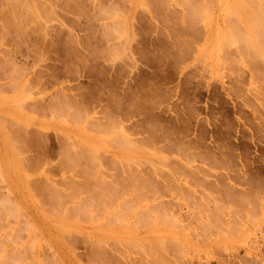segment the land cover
I'll use <instances>...</instances> for the list:
<instances>
[{
  "label": "rangeland",
  "instance_id": "obj_1",
  "mask_svg": "<svg viewBox=\"0 0 264 264\" xmlns=\"http://www.w3.org/2000/svg\"><path fill=\"white\" fill-rule=\"evenodd\" d=\"M86 1L0 0V116L12 119L0 117V264H264V26L253 25L264 17V1L224 0L210 23V0L196 7V0ZM106 6L117 8L112 17ZM198 6L203 16L194 15ZM232 29L247 34L249 44ZM231 34L240 39L234 43ZM104 189L113 200L100 199L99 209ZM103 242L112 254L100 249ZM91 244L106 259L91 257Z\"/></svg>",
  "mask_w": 264,
  "mask_h": 264
},
{
  "label": "bare ground",
  "instance_id": "obj_2",
  "mask_svg": "<svg viewBox=\"0 0 264 264\" xmlns=\"http://www.w3.org/2000/svg\"><path fill=\"white\" fill-rule=\"evenodd\" d=\"M53 1H54V0H53ZM56 1H58V0H56ZM74 1H75V0H74ZM85 1H86V0H85ZM88 1H90V0H87L86 2H88ZM91 1H92V0H91ZM91 1H90V2H91ZM122 1H124V0H122ZM146 1H147V0H146ZM146 1H145V2H146ZM152 1H153V0H151V2H152ZM154 1H155V0H154ZM157 1H158V0H157ZM157 1H156V2H157ZM162 1H163V0H161V2H162ZM164 1H165V0H164ZM170 1H171V0H170ZM176 1H177V0H176ZM179 1H180V0H179ZM179 1H177V2H179ZM185 1H186V0H184L183 3H185ZM194 1H195V0H194ZM200 1H201V0H200ZM236 1H237V0H236ZM263 1H264V0H263ZM71 2H72V1H71ZM93 2H94V0H93ZM95 2H96V0H95ZM97 2H98V1H97ZM97 2H96V4H97ZM159 2H160V1H159ZM167 2L169 3V1H166V2H164V4L167 3ZM188 2H189V1H188ZM191 2H193V1H191ZM191 2H189V3H191ZM211 2H212V1H211ZM255 2H256V1H255ZM258 2H259V1H258ZM50 3H51V2H50ZM65 3H66V2H65ZM68 3H69V1H68ZM119 3H120V2H119ZM189 3H188V4H189ZM196 3H198L197 0H196V2H193V4H194L195 7L197 6ZM201 3H202V2H201ZM201 3H200V5H199V4H198V5L201 6ZM208 3H209V2H208ZM243 3H244V2H243ZM52 4H53V3H52ZM59 4H60V3H59ZM69 4H70V3H69ZM115 4H116V3H115ZM123 4H124V2H123ZM162 4H163V2H162ZM169 4H170V3H169ZM185 4H187V2H186ZM239 4H240V3H239ZM258 4H259V3H258ZM47 5H48V4H47ZM78 5H79V4H78ZM112 5H113V4H112ZM156 5H159V3H157ZM191 5H192V4H190V6H191ZM204 5H205V6H208V5H206V2H205ZM255 5H256V3H254V6H255ZM90 6H91V5H90ZM97 6H98V5H97ZM116 6H117V5H116ZM119 6H120V5H119ZM119 6H118V7H119ZM122 6H123V5H122ZM124 6H125V5H124ZM153 6H154V5H153ZM160 6H162V5H160ZM167 6H168V5H167ZM194 6H192V7H194ZM199 6L197 7L196 11H193V13H195V12L197 13L198 10L200 11ZM205 6H202V7L205 8ZM211 6H212V5H211ZM249 6H250V5H249ZM251 6H252V5H251ZM258 6H259V5H258ZM258 6H256V7H258ZM263 6H264V5H263ZM49 7H50V6H49ZM76 7H77V5H76ZM81 7H82V6H80V8H81ZM86 7H87V6H86ZM106 7H108V6H106ZM106 7H105V10H106ZM111 7L113 8V6L110 5V8H111ZM192 7H191V8L189 7V8L192 9ZM202 7H201V8H202ZM208 7H209V6H208ZM32 8H33V7H32ZM98 8H99V7H98ZM101 8H102V6H101ZM103 8H104V7H103ZM121 8H122V7H121ZM129 8H130V7H129ZM154 8H155V7H154ZM170 8H171V7H170ZM184 8H185V6H184ZM209 8H210V7H209ZM252 8H253V7H252ZM48 9H49V8H47V10H48ZM82 9H83V8H82ZM99 9H100V8H99ZM108 9H109V7H108ZM116 9H117V8H116ZM116 9H115V12H116ZM119 9H120V8H119ZM122 9H123V8H122ZM163 9H164V6H163ZM165 9H166V7H165ZM190 9H188V10L185 9V10H187V11L189 12ZM211 9H212V7H211ZM230 9H231V11H232L234 8H233V9L230 8ZM247 9H248V8H247ZM257 9H258V8H257ZM109 10H110V12L112 11L111 9H109ZM109 10H108V11H109ZM113 10H114V9H113ZM156 10H157V8H156ZM168 10H169V9H168ZM193 10H195V9L193 8ZM242 10H243V8H242ZM42 11H43V10H42ZM72 11H73V10H72ZM79 11H80V10H79ZM81 11H82V10H81ZM88 11H89V10H88ZM96 11H97V10H96ZM102 11H103V10H102ZM106 11H107V10H106ZM119 11H120V10H119ZM123 11H125V10H123ZM137 11H138V10H137ZM177 11H178V10H177ZM191 11H192V10H191ZM251 11H252V10H251ZM255 11H256V9H255ZM258 11H260V9H259ZM46 12H47V11H46ZM84 12H85V11H84ZM90 12H91V11H90ZM90 12H88V13H90ZM97 12H98V11H97ZM115 12H114V11L111 12V15H109V16L107 15L109 12H108L107 14H104L105 12H103V13H101V14H102L103 17L105 18V16H106V17H107V16H108V17H112V13H115ZM121 12H122V10H121ZM170 12H171V10H170ZM180 12H181V11H180ZM207 12H208V11H207ZM233 12H234V11H233ZM244 12H245V11H244ZM253 12H254V11H253ZM263 12H264V11H263ZM91 13H92V12H91ZM118 13H120V12H117V14H118ZM123 13H124V12H123ZM158 13H159V12H158ZM158 13H157V14H158ZM176 13H177V12H176ZM200 13H201V12H200ZM200 13H199V14H200ZM205 13H206V12H205ZM208 13H209V12H208ZM231 13H232V12H231ZM246 13H247V12H246ZM254 13H255V12H254ZM254 13H253V15L256 14V13H255V14H254ZM259 13H260V12H259ZM7 14H8V13H6V15H7ZM46 14H47V13H46ZM86 14H87V13H86ZM99 14H100V12L98 13V15H99ZM168 14H169V13H168ZM177 14H178V13H177ZM185 14H186V13H185ZM199 14L197 13V14H194V15L196 16V15H199ZM6 15H5V16H6ZM9 15H10V14H9ZM43 15H45V12L43 13ZM43 15H41V16H43ZM53 15H54V14H53ZM115 15H116V14H115ZM166 15H167V14H166ZM200 15L203 16V14H200ZM207 15H208V14H207ZM228 15H230V14H228ZM228 15H227V16H228ZM45 16H46V15H45ZM89 16H90V15H89ZM100 16H101V15H99L98 17L100 18ZM113 16H114V15H113ZM160 16H161V15H160ZM180 16H181V15H180ZM186 16H189V15L187 14ZM227 16H226V17H227ZM232 16L237 17L236 15H234V13H232ZM256 16H257V15H256ZM256 16H255V17H256ZM259 16H260V18L262 17L260 14H259ZM34 17H35V14H34ZM34 17H33V18H34ZM43 17H44V16H43ZM51 17H52V16H50L49 19H50ZM91 17H92V16H91ZM101 17H102V16H101ZM161 17H162V16H161ZM193 17H194V16H193ZM257 17H258V16H257ZM8 18H10V17H8ZM15 18H16V16H15ZM15 18H14V20H15ZM20 18H21V17L19 16L18 19H19V20H22V19H20ZM22 18H23V17H22ZM87 18H88V17H87ZM104 18H103V19H104ZM195 18H196V17H195ZM260 18H258L257 21H256V19H255L254 22H253V25L256 26V24H257V25L259 26V28H261V27L264 26V17H262L263 19H262V18L260 19ZM10 19H11V18H10ZM37 19H38V18H37ZM46 19H48V17H46ZM51 19H53V18H51ZM95 19H96V18L94 17V20H95ZM106 19H107V18H106ZM108 19H109V18H108ZM122 19H124L123 21L126 20L125 17L122 18ZM178 19H179V18H178ZM180 19H181V18H180ZM185 19H187V18H184V20H185ZM190 19H191V17L189 18L188 21H190ZM197 19H198V18H197ZM197 19H196V20H197ZM201 19H202V17H201V18L199 17L198 20L201 21ZM236 19H238V18H236ZM12 20H13V17H12ZM35 20H36V17H35ZM35 20H31V22H32V21H35ZM44 20H45V18H44ZM98 20H99V19H98ZM116 20H117V19H116ZM116 20H115V21H116ZM193 20H194V19H192V20H191V23H190V22H189V23H190V24H193V22H192ZM229 20H230V18H229ZM232 20H233V19H232ZM234 20H235V19H234ZM6 21H7V20H6ZM10 21H11V20H10ZM10 21H9V22H10ZM15 21H16V22L13 21L14 24L17 23V20H15ZM39 21H40V20H39ZM46 21H47V20H46ZM90 21H91V20H90ZM123 21H122V22H123ZM240 21H241V20H240ZM31 22H30V23H31ZM109 22H111V21H109ZM112 22H113V21H112ZM120 22H121V21H120ZM122 22H121V24H122ZM180 22H181V21H180ZM183 22H184V21H183ZM183 22H182V23H183ZM195 22H196V21H195ZM228 22H230V21H228ZM231 22H232V21H231ZM241 22H242V21H241ZM19 23H20V22H19ZM22 23H23V21H22ZM22 23H21V24H22ZM28 23H29V22H28ZM101 23H102V22H101ZM107 23H108V22H107ZM116 23H117L116 26L119 27V26H118V22H116ZM116 23H115V24H116ZM125 23H126V21H125ZM164 23H165V21H164ZM171 23H173V22H171ZM178 23H179V21H178ZM178 23H177V24H178ZM196 23H197V22H196ZM196 23H194V24L196 25ZM232 23H233V22H232ZM6 24H7V23H6ZM11 24H12V23H11ZM43 24H44V23H43ZM104 24H105V22H104ZM111 24H112V23H111ZM121 24H120V25H121ZM123 24H124V22H123ZM165 24H166V23H165ZM165 24H164V25H165ZM175 24H176V23H175ZM236 24H237V23H236ZM7 25H8V24H7ZM16 25H17V24H16ZM28 25H29V24H28ZM32 25H33V24H32ZM37 25H38V24H37ZM45 25H46V24H45ZM45 25H44V27H45ZM173 25H174V24H173ZM185 25H186V24H185ZM187 25H188V24H187ZM198 25H199V24H198ZM20 26H22V25H20ZM30 26H31V25H30ZM104 26H105V25H104ZM106 26H107V25H106ZM112 26H113V24H112ZM116 26H115V27H116ZM166 26H167V25H166ZM179 26H180V25H179ZM24 27H25V26H24ZM38 27H39V26H37V28H38ZM40 27H41V26H40ZM40 27H39V28H40ZM107 27H108V26H107ZM107 27H105L104 29H106ZM27 28H28V27H27ZM27 28H26V29H27ZM46 28H47V26H46ZM46 28H43V26H42V29L46 30ZM108 28H109L108 32H110L111 27H108ZM119 28H120V27H119ZM119 28H118V29H119ZM167 28H168V27H167ZM170 28H171V27H170ZM188 28H190V27H187V29H188ZM191 28H192V27H191ZM227 28H228V27H227ZM241 28H242V27H241ZM21 29H22V28H20V30H21ZM24 29H25V28H24ZM24 29H22V30L24 31ZM42 29H40V30H42ZM112 29H113V27H112ZM112 29H111V31H112ZM173 29H174V28H173ZM173 29H172V30H173ZM175 29H176V28H175ZM193 29H194V27H193ZM195 29H196V28H195ZM199 29H201V28H199ZM235 29H236V28H235ZM235 29H232V30L236 31ZM16 30H17V29H16ZM16 30H15V31H16ZM18 30H19V29H18ZM20 30H19V31H20ZM37 30H38V29H37ZM44 30H43V32H45ZM47 30H48V29H47ZM114 30H115V29H114ZM123 30H124V29L120 28V29H119L120 33L124 32ZM185 30H186V29H185ZM191 30H192V29H191ZM191 30H190V31H191ZM239 30H240V29H238V31H236V32L240 35V31H239ZM2 31H3V30H2ZM23 31H22V33H24ZM115 31H116V30H115ZM121 31H122V32H121ZM169 31H170V30H169ZM177 31H180V30H177ZM195 31H196V30H195ZM197 31H198V30H197ZM204 31H205V29H204ZM9 32H10V31H9ZM26 32H27V31H26ZM26 32H25V33H26ZM34 32H35V31H34ZM36 32H37V31H36ZM40 32H41V31H40ZM108 32H107V33H108ZM112 32H113V31H112ZM116 32H118V31H116ZM198 32H199V31H198ZM229 32H230V31H229ZM253 32H255V31H253ZM45 33H46V32H45ZM120 33H119V34H120ZM187 33H188V32H187ZM202 33H203V31H202ZM230 33H232V32H230ZM20 34H21V33H20ZM114 34H115V33H114ZM125 34H126V33H125ZM170 34H171V33H170ZM192 34H193V33H192ZM192 34H191V35H192ZM204 34H205V33H204ZM204 34H203V35H204ZM1 35H3V34H1ZM17 35H19V33H18ZM47 35H48V34H47ZM109 35H111V32H110ZM126 35H127V34H126ZM203 35H202V36H203ZM232 35H233V34H231V36H230V37H232V38L229 37L230 40L233 41V40H235V38L240 37L242 40H244L245 43L249 44V39L247 38V37H249V36H248L247 34H245V37H244V35H242V34H241L242 36L240 35V36H237V37H234L235 35H233V36H232ZM255 35H256V34H255ZM115 36H116V37H119V35L117 36V34H115ZM128 36H129V35H128ZM221 36H222V35H221ZM223 36H224V35H223ZM15 37H16V36H15ZM17 37H19V36H17ZM22 37H23V35H22ZM27 37H28V36H27ZM42 37H43V36H42ZM112 37H113V35H112ZM173 37H174V36H173ZM180 37H181V36H180ZM182 37H183V35H182ZM113 38H114V37H113ZM175 38H176V37H175ZM221 38H222V37H221ZM233 38H234V39H233ZM240 38H237V40H239ZM17 39H18V38H17ZM109 39H110V38H109ZM109 39H108V40H109ZM124 39H125V37H124ZM126 39H127V38H126ZM176 39H177V38H176ZM176 39H175V40H176ZM180 39H181V38H180ZM192 39H193V38H192ZM197 39H198V38H197ZM202 39H203V38H202ZM20 40H21V39H20ZM40 40H41V39H40ZM44 40H45V39H44ZM177 40H179V39H177ZM198 40H199V39H198ZM226 40H229V39H226ZM24 41H25V40H24ZM185 41H186V39H185ZM187 41H188V40H187ZM189 41H190V40H189ZM189 41H188V42H189ZM193 41H194V40H193ZM232 41H231V42H232ZM235 41H236V40H235ZM235 41H233V42L235 43ZM262 41H263V40H262ZM124 42H125V41H124ZM124 42H123V43H124ZM173 42H175V41H173ZM227 42H228V41H227ZM182 43H183V42H182ZM185 43L187 44V42H185ZM195 43H196V42H195ZM225 43H226V42H225V40H224L223 44H225ZM238 43H239V42H238ZM259 43H260V42H259ZM35 44H36V43H35ZM124 44H125V43H124ZM124 44H122V45H124ZM173 44H175V43H173ZM261 44H262V43H261ZM37 45H38V44H37ZM253 45H254V44H253ZM190 46H191V45H190ZM225 46H226V44H225ZM225 46H223V47H225ZM231 46H232V45H231ZM239 46H240V45H239ZM241 46H242V45H241ZM243 46H244V45H243ZM243 46H242V47H243ZM247 46H248V48H249V45H247ZM188 47H189V46H188ZM254 47H255V45H254ZM123 48H124V47H123ZM184 48H185V47H184ZM190 48H191V47H190ZM225 48H226V47H225ZM227 48H228V47H227ZM244 48H246V46H245ZM119 49H120V48H119ZM121 49H122V48H121ZM192 49H193V48H192ZM239 49H240V48H239ZM242 49H243V48H242ZM249 49H250V48H249ZM116 50L118 51V49H116ZM122 50H123V49H122ZM124 50H126V48H125ZM244 50H245V49H244ZM112 51H113V49H112ZM183 51H184V50H183ZM224 52H225V51H224ZM226 52H227V51H226ZM231 52H232V51H231ZM107 53H108V52H107ZM110 53H111V52H110ZM110 53H109V54H110ZM116 53H117V52H116ZM119 53H121V52H119ZM119 53H117L116 56H118ZM112 54H113V52H112ZM114 54H115V53H114ZM221 54L226 55V54H224V53H221ZM228 54H230V53H228ZM232 55H233V54H232ZM232 55H230V56H232ZM257 55H258V53H257ZM111 56H112V55H111ZM111 56H110V57H111ZM204 56H205V55H204ZM228 56H229V55H228ZM228 56H226V57H228ZM246 56H247V55H246ZM112 57H114V56H112ZM112 57H111V59H113ZM202 57H203V56H202ZM221 57H222V55H221ZM226 57H224V58H226ZM233 57H234V56H233ZM235 57H236V56H235ZM222 58H223V57H222ZM229 58H230V57H229ZM237 58H238V57H237ZM235 59H236V58H235ZM235 59H234V60H235ZM200 60H202V59H200ZM250 60H251V59H250ZM252 61H253V60H252ZM233 62H235V61H233ZM253 62H254V61H253ZM231 63H232V60H231ZM235 63H236V62H235ZM257 72H258V71H257ZM259 74H260V73H259ZM255 77L257 78V76H255ZM256 78H255V79H256ZM29 86H30V85H29ZM27 88H28V87H27ZM29 88H30V87H29ZM32 89H33V88H32ZM28 90H29V89H28ZM30 90H31V89H30ZM28 92H29V91H28ZM32 92H33V91H32ZM26 93H27V92H26ZM27 95H28V97H29L31 94H30V95L27 94ZM25 98H26V97H25ZM17 99H18V98H17ZM21 101H22V100H21ZM23 101H24V100H23ZM23 101H22V102H23ZM18 103H19V102H18ZM14 104H15V103H14ZM19 104L21 105L22 103H19ZM23 104L25 105V103H23ZM17 105H18V104H17ZM20 105H19V107H21ZM38 105H39V104H38ZM15 106H16V105H15ZM13 109H14V108H13ZM20 109H21V108H20ZM64 109H66V108H64ZM27 110H28V109H27ZM28 111H29V110H28ZM64 111H66V110H64ZM61 115H62V114H61ZM2 116H4V115H1V116H0V117L3 119ZM72 116H73V115H72ZM72 116H71L70 118H72ZM4 117H5V116H4ZM61 117L63 118V116H61ZM68 117H69V116H68ZM73 118H74V117H73ZM63 119H64V118H63ZM66 119H67V118H66ZM68 119H69V118H68ZM6 120H8L7 117H5V121H6ZM10 120H11V122H12V119H10ZM91 120H92V119H91ZM0 121H1V119H0ZM8 121H9V120H8ZM8 121H6V122H8ZM2 122H3V121H2ZM6 122H5V123H6ZM11 122H8V123H11ZM13 123H16V122L13 121ZM74 123H75V122H74ZM76 123H78V121H77ZM1 124H3V123H1ZM24 125H26V124H24ZM90 125H91V124H90ZM3 126H4V125H3ZM13 126H14V125H13ZM15 126H16V125H15ZM21 126H23V125H21ZM21 126H19V127H21ZM98 126H99V125H98ZM6 127H7V126H5V128H6ZM17 127H18V126H17ZM23 127H24V126H23ZM100 127H102V126H100ZM104 127H106V126H104ZM104 127H102V128H104ZM25 128H27V126H25ZM13 129H14V127H13ZM20 129H21V128H20ZM107 130H108V129H107ZM107 130H106V131H107ZM8 131L11 133L10 130H8ZM22 131H24V128H23ZM40 131H41V130H40ZM18 132H19V131H18ZM44 132H45V131H44ZM94 132H95V131H94ZM100 132H101V131H100ZM102 132H104V131H102ZM15 133H16V132H15ZM17 134H18V133H17ZM23 134H24V133H23ZM25 134H26V133H25ZM11 135H12V134H11ZM11 135H10V136H11ZM26 135H28V134H26ZM123 135H124V134H123ZM15 136H16V135H15ZM32 136H33V135H32ZM39 136H40V134H39ZM41 136H42V135H41ZM64 136H65V135H64ZM119 136H120V135H119ZM121 136H122V135H121ZM123 137H125V136H123ZM7 138H8V136H7ZM15 138H16V137H14V139H15ZM40 138H41V137H40ZM40 138H39V139H40ZM61 138H62V137H61ZM115 138H116V137H115ZM115 138H113V140H114ZM12 139H13V137H12ZM14 139H13V140H14ZM116 139H120V138H116ZM18 140H21V139L19 138ZM109 140H110V139H109ZM122 140H123V139H122ZM125 140H128V139L125 138ZM125 140H124V141H125ZM10 141H11V140H10ZM15 141H17V140H15ZM15 141H14V142H15ZM43 141H44V140H43ZM111 141H112V139H111ZM111 141H110V142H111ZM131 141H132V139H131ZM14 142H13V143H14ZM74 142H75V141H74ZM112 142H113V141H112ZM115 142H116V141H115ZM115 142H113V143H115ZM118 142H120V141H118ZM121 142H122V141H121ZM128 142H130V140H129ZM15 143H16V142H15ZM17 143H18V141H17ZM23 143H24V142H23ZM91 143H92V142H91ZM126 143H127V142H126ZM126 143H125V144H126ZM137 143H138V142H137ZM146 143H147V142H146ZM146 143L144 142V144H146ZM18 144H19V143H18ZM65 144H66V142H65ZM69 144H70V146H71V143H69ZM77 144H78V143H77ZM116 144H117V143H116ZM123 144H124V143H122V146H123ZM125 144H124V145H125ZM130 144H131V142H130ZM130 144H129V145H130ZM14 145H15V144H14ZM14 145H13V146H14ZM113 145H114V144H113ZM126 145L128 146V143H127ZM15 146H16V145H15ZM19 146H20V145H19ZM62 146H63V145H62ZM62 146H61V147H62ZM70 146L67 145L66 147L69 148V150H70V149L72 148V147L70 148ZM130 146H131V145H130ZM17 147H18V146H17ZM37 147H38V146H37ZM74 147H75V146H74ZM80 147H81V146H80ZM80 147L78 148V150H79V149H82V148H80ZM118 147H120V146L118 145L117 148H118ZM133 147L135 148L134 145H133ZM146 147H147V146H146ZM148 147H149V146H148ZM148 147H147V148H148ZM134 148H133V149H134ZM136 148H137V147H136ZM150 148H151V147H150ZM150 148H149V149H150ZM17 149L20 150L19 147H18ZM95 149H96V148H95ZM149 149H147V150H149ZM18 150H17V151H18ZM60 150H61V149H60ZM69 150L67 149V151H69ZM72 150H73V149H72ZM83 150H85V149H83ZM17 151H16V152H17ZM27 151H28V150H27ZM27 151H26V152H27ZM63 151H65V150H63ZM70 151H71V150H70ZM80 151H81V150H80ZM155 151H156V150H155ZM65 152H66V151H65ZM82 153H83V152H82ZM84 153H85V152H84ZM84 153H83V155H84ZM93 153H94V151H93ZM95 153H96V152H95ZM22 154H23V153H22ZM79 154H81V153H79ZM79 154H78V152H77L76 155L79 156ZM97 154H98V153H97ZM19 155H20V154H19ZM83 155H82V156H83ZM99 155H100V153H99ZM78 156H77V157H78ZM86 156L89 157L88 154H87ZM86 156H85V157H86ZM94 156H95V154H94ZM18 157H19V156H18ZM22 157H23V156H21V158H22ZM62 157H63V156H62ZM75 157H76V156H75ZM77 157H76V158H77ZM79 157H80V156H79ZM79 157H78V160L80 159ZM87 157H86V158H87ZM90 157H91V156H90ZM96 157H97V156H96ZM69 158H70V157H69ZM91 158H92V157H91ZM91 158H90V159H91ZM111 158H112V157H111ZM72 159H74V157H73ZM98 159H101V158L98 157ZM102 159H103V158H102ZM136 159H137V158H135V160H136ZM23 160H24V159H23ZM30 160H31V159H30ZM32 160H33V159H32ZM59 160H60V159H59ZM61 160H62V159H61ZM61 160H60V161H61ZM64 160H65V159H64ZM66 160H68V158H67ZM66 160H65V161H66ZM86 160H87V159H86ZM86 160H85V161H86ZM94 160H95V159H94ZM110 160H111V159H110ZM157 160H159V159H157ZM161 160H162V159H161ZM33 161H34V160H33ZM36 161H37V160H36ZM70 161H72V160H70ZM73 161H74V160H73ZM100 161H101V160H100ZM102 161H103V160H102ZM112 161H113V160H112ZM139 161L141 162V159H140ZM139 161H138V164H140ZM22 162H24V161H22ZM22 162H21V164H22ZM25 162H26V161H25ZM29 162H30V161H29ZM39 162H41V161H39ZM43 162H44V161H43ZM67 162H68V161H67ZM67 162H66V163H67ZM75 162H76V160H75ZM75 162H74V163H75ZM87 162H89V161H87ZM90 162H92V160H90ZM93 162L95 163V161H93ZM93 162H92V163H93ZM96 162H97V161H96ZM110 162H111V161H110ZM119 162H120V161H119ZM136 162H137V160H136ZM146 162H147V161H146ZM60 163H61V162H60ZM62 163H63V162H62ZM68 163H69V162H68ZM70 163H72V162H70ZM113 163H114V162H113ZM143 163H145V160H144ZM143 163H142V164H143ZM152 163H153V162H152ZM157 163H158V162H157ZM165 163H166V162H165ZM27 164H28V163H27ZM30 164H31V162H30ZM41 164H42V163H41ZM78 164H80V163H78ZM95 164H96V163H95ZM115 164H116V162H115ZM123 164H124L123 166H126L124 162H123ZM147 164H148V162H147ZM153 164H154V163H153ZM64 165H65V164H64ZM73 165H74V164H73ZM76 165H77V164H76ZM140 165H141V164H140ZM154 165H155V164H154ZM25 166H26V164H25ZM27 166H28V165H27ZM37 166H39V165H37ZM40 166H41V165H40ZM40 166L37 167V168H40ZM60 166H62V165H60ZM144 166H145V165H144ZM32 167H33V166H32ZM67 167H68V166H67ZM27 168H28V167H27ZM27 168H26V169H27ZM60 168H61V167H60ZM71 168H72V167H71ZM93 168H95L94 171H96V166L93 167ZM155 168H156V165H155ZM26 169H24V170H26ZM63 169H64V168H63ZM157 169L159 170V168H157ZM27 170H28V169H27ZM65 170H67V168H66ZM28 171H29V170H28ZM35 171H37V170H35ZM35 171H34V172H35ZM38 171H39V170H38ZM60 171H62V170H60ZM31 172H32V171H31ZM66 172H67V171H66ZM68 172H69V169H68ZM95 173H96V172H95ZM1 175H2V174H1V172H0V176H1ZM88 176H89V175H88ZM88 176H87V177H88ZM95 177H96V176H95ZM41 178H42V177H41ZM68 178H69V177H68ZM93 178H94V177H93ZM98 178H99V177H98ZM70 179H71V178H70ZM91 179H92V178H91ZM39 180H40V179H39ZM68 180H69V179H68ZM93 180L95 181V179H93ZM99 180H100V182H106V181H103V180H101V179H99ZM104 180H105V179H104ZM106 180H107V179H106ZM31 181H32V180H31ZM31 181H30V184H32ZM33 181H34V180H33ZM64 181H65V180H64ZM82 181H83V179H82ZM87 181H90V179L87 180ZM97 181H98V180H97ZM74 182H75V180H74ZM76 182H77V181H76ZM79 182H80V181H79ZM84 182H85V180L83 181V183H84ZM108 182H109V181H108ZM108 182H106V183H108ZM28 183H29V182H28ZM65 183H67V181H66ZM88 183H89V182H88ZM96 183H97V182H96ZM106 183H105V184H106ZM34 184H36V182H35ZM69 184H71V183H69ZM76 184H77V186H78L79 183H76ZM102 184H104V183L98 184V187H99V185L102 186ZM111 184H112V183H111ZM115 184H116V183H115ZM36 185H37V184H36ZM63 185H64V184H63ZM96 185H97V184H96ZM31 186H32V185H31ZM31 186H30V187H31ZM77 186H76V187H77ZM93 186H94V185H93ZM43 187H44V186H43ZM107 187H108V186H107ZM31 188H32V187H31ZM34 188H35V187H34ZM44 188H45V190H46V185H45ZM47 188L52 189V190H53V193H54V196H55V193H56L55 190H56V189L54 190V188H51L50 185H49V187H48V185H47ZM81 188L83 189V187H81ZM88 188H89V187H88ZM100 188H101V187H99V190H102V189H103V188H101V189H100ZM50 189H49V191H50V193L52 194V192H51L52 190H50ZM63 189H64V188H63ZM68 189H69V188H68ZM74 189H75V188H74ZM76 189H78V188H76ZM86 189H87V188H86ZM90 189H92V188H91V185H90ZM95 189H96V187H95ZM97 190H98V189H97ZM107 190H108V189H107ZM33 191H34V190H33ZM33 191H32V192H33ZM47 191H48V190H47ZM54 191H55V192H54ZM71 191H72V189H71ZM87 191H88V190H87ZM90 191H92V190H90ZM93 191H95L94 188H93ZM102 191H103V190H102ZM104 191H105V189H104ZM7 192H8V191H7ZM7 192H6V193H7ZM68 192H69V191H68ZM78 192L80 193V192H82V190L79 189ZM34 193H36V191H35ZM79 193H78V194H79ZM82 193H84V191H83ZM89 193H91V192H89ZM105 193H106V191H105ZM105 193H104V195H107V193H106V194H105ZM108 193H109V191H108ZM111 193H112V192H111ZM124 193H125V192H124ZM0 194H1V193H0ZM74 194H75V193H74ZM76 194H77V192H76ZM80 194H81V193H80ZM86 194H87V193H86ZM102 194H103V193H102ZM9 195H10V192H9L8 196H9ZM34 195H35V194H34ZM52 195H53V194H52ZM70 195H71V194H70ZM100 195H101V194H99V192H98V196H100ZM104 195H103V197L100 196L101 198H99V199H97V200H100V199H103L104 197H105V198L107 197L106 199H108V201H110V199H111V202H112V200H113V199H112V196H110L111 198H108V195H107V196H104ZM110 195H111V194H110ZM115 195H116V194H115ZM118 195H122V194L120 193V194H118ZM125 195H126V194H125ZM145 195H146V194H145ZM35 196H36V195H35ZM45 196H46V194H45ZM66 196H67V195H66ZM68 196H69V195H68ZM68 196H67V197H68ZM74 196H75V195H74ZM96 196H97V195H96ZM5 197H6V196H5ZM42 197H43V196H42ZM49 197H50V196H49ZM71 197H72V196H71ZM89 197H90V196H89ZM114 197H115V196H114ZM116 197H117V196H116ZM116 197H115V198H116ZM118 197H120V196H118ZM0 198H2V197H0ZM51 198H52V197H51ZM62 198H63L64 201H66V200L64 199V197H62ZM72 198H73V197H72ZM85 198H86V197H85ZM120 198H121V197H120ZM145 198H146V197H144L143 199H145ZM7 199H8V198H7ZM46 199H47V198L45 197V200H46ZM57 199H58V198H57ZM73 199H74V198H73ZM82 199H83V198H82ZM93 199H94V198H93ZM93 199L91 200V203L93 202ZM106 199H104V200H105V201H104L105 203H106V201H107ZM10 200H11V199H10ZM47 200L49 201V199H47ZM58 200H59V199H58ZM58 200H56V201H58ZM71 200H72V199H71ZM85 200L87 201V199H85ZM2 201H4V200L2 199ZM8 201H9V199H8ZM52 201H53V199H52ZM76 201H77V200H76ZM86 201H85V202H86ZM95 201H96V199H95ZM95 201H94V203H95ZM100 201L102 202L103 200H100ZM108 201H107V202H108ZM148 201H149V200H148ZM4 202H5V201H4ZM40 202H42V201H40ZM59 202H60V205L62 206L63 204H61V202H63V201H58L57 204H58ZM68 202H70V201L68 200ZM68 202L65 203L64 206H65L66 204H68ZM85 202H84V203H85ZM97 202H99V201H97ZM115 202H116V200H115L112 204H114ZM12 203H13V202H12ZM45 203H46V202H45ZM49 203H50V202H49ZM51 203H52V202H51ZM94 203H92V204H93V205H96V203H95V204H94ZM109 203H110V202H109ZM109 203H108V204H109ZM123 203H124V201H123ZM123 203H122L121 205H123V206H122L123 209H126V208L128 207V204H127V202H125V206H127V207L124 208V204H123ZM1 204H2V202H1ZM7 204H8V203H6V205H7ZM9 204H10V205H15L14 203L11 204L10 202H9ZM47 204H48V202H47ZM74 204H75V203H74ZM87 204H89V203H87ZM87 204H85V205L87 206ZM100 204H101V203H100ZM153 204H154V203H153ZM153 204H152V205H153ZM3 205H4V203H3ZM40 205H41V204H40ZM51 205H52V204H51ZM53 205H54V203H53ZM53 205H52V206H53ZM58 205H59V204H58ZM58 205H57V207H58ZM68 205H69V204H68ZM90 205H91V204H90ZM105 205H107V203H106ZM118 205H119V204H118ZM156 205H157V204H156ZM16 206H17V205H15V207H13V208H16ZM18 206H19V205H18ZM42 206H43V205H42ZM45 206H46V204L44 205V209H45ZM64 206H63V210H64V208H65ZM81 206H82V205H81ZM83 206H84V204H83ZM97 206H98V205H97ZM101 206L104 207V203H103V202H102V205H100V207L98 206L99 209H101ZM109 206H110V205H109ZM0 207H1V206H0ZM5 207H6V206H5ZM7 207H8V206H7ZM19 207H20V206H19ZM19 207H17V208H19ZM78 207H79V206H78ZM88 207H89V206H87V208H85V206H84V211H85V209L88 210ZM94 207H95V206H94ZM103 207H102V208H103ZM105 207H108V206H105ZM111 207H112V206H110V208H111ZM119 207H120V206H119ZM150 207H151V206H150ZM152 207H153V206H152ZM152 207H151V208H152ZM8 208H9V207H8ZM10 208H11V207H10ZM49 208H50V207H49ZM49 208H47V209H49ZM59 208H60V206H59ZM80 208H81V207H80ZM95 208H96V207H95ZM110 208H109V209H110ZM120 208H121V207H120ZM145 208H147V207H145ZM0 209H3V208L1 207ZM47 209H46V210H47ZM61 209H62V208H61ZM82 209H83V208H82ZM82 209H81V210H82ZM121 209H122V208H121ZM121 209H120V211H123V209H122V210H121ZM142 209H143V208H142ZM152 209H153V208H152ZM3 210H4V209H3ZM3 210H2V211H3ZM20 210H21V209L19 208V211H20ZM49 210H51V209H49ZM49 210H47V211H48V214H51V212H50ZM89 210H90V209H89ZM89 210H88V211H89ZM96 210H97V209H96ZM105 210H106V209H103L102 211H105ZM127 210H129V208H128ZM130 210H131V209H130ZM130 210H129V211H130ZM134 210H135V209H134ZM144 210H145V209H144ZM153 210H154V209H153ZM0 211H1V210H0ZM4 211H5V210H4ZM9 211H10V210H9ZM9 211H8V212H9ZM11 211H14V209H13V210L11 209ZM65 211H66V210H65ZM67 211H68V210H67ZM67 211H66V212H67ZM71 211H72V208H71ZM94 211H95V210H94ZM102 211H101V212H102ZM117 211H118V208H117ZM117 211L115 212L116 214H117ZM137 211H138V210H137ZM137 211L135 210V212H137ZM141 211H142V210H141ZM148 211H149V210H148ZM158 211H159V210H158ZM8 212H7V213H8ZM21 212H22V211H21ZM49 212H50V213H49ZM52 212H53V211H52ZM113 212H114V211H113ZM124 212H125V211H124ZM139 212H140V211H139ZM139 212H138V213H139ZM152 212H153V211L148 212V213H152ZM156 212H157V211H156ZM7 213H5V214H7ZM9 213H10V212H9ZM9 213H8V214H9ZM54 213H55V211H54ZM56 213H57L58 215H61V212H57V211H56ZM59 213H60V214H59ZM69 213H70V212H69ZM126 213H127V212H126ZM126 213H124V214H126ZM142 213H144V212L142 211ZM142 213H140L141 215H139V217H140V216H143ZM75 214H76V212H75ZM77 214H78V213H77ZM82 214H84V213L82 212ZM96 214H97V213H96ZM99 214H100V213H99ZM116 214H115V215H116ZM120 214H121V213H120ZM129 214H130V213H129ZM160 214H161V213H160ZM164 214H165V213H163V215H164ZM62 215H63V214H62ZM62 215H61V216H62ZM111 215L114 216V214H110V216H111ZM117 215H119V212H118ZM136 215H137V214H136ZM152 215H153V214H152ZM152 215L150 216V214H149L150 217H152ZM163 215H162V216H163ZM56 216H57V215H56ZM81 216H82V215H81ZM108 216H109V215H108ZM110 216H109V217H110ZM112 216H111V218H112ZM121 216H123V214H122ZM124 216H125V215H124ZM145 216H147V211H146V215H144L143 217H145ZM154 216H155V215H154ZM159 216H160V215H159ZM164 216H165V215H164ZM166 216H167V215H166ZM13 217H14V216H13ZM19 217H21V216L19 215ZM51 217H52V216H51ZM109 217H108V219H107L106 221H108V220L110 219ZM116 217L118 218V216H116ZM139 217H138V218H139ZM143 217H142V218H143ZM147 217H148V216H147ZM168 217H169V216H168ZM63 218H64V217H63ZM113 218H114V217H113ZM142 218H141V219L139 218V221H141ZM18 219H20V218H18ZM23 219H25V217H24ZM27 219H28V218H27ZM27 219H25V220H27ZM118 219H119V218H118ZM122 219H123V218H122ZM147 219H148V218H147ZM149 219H150V218H149ZM163 219L165 220L164 217H163ZM163 219H162V220H163ZM1 220H2V219H1ZM79 220H80V219H79ZM120 220H121V218H120ZM134 220H135V219H134ZM143 220H146V217H145V219L143 218ZM155 220H157V219H155ZM3 221H4V220H3ZM82 221H83V220H82ZM93 221H94V220H93ZM106 221H105V222H106ZM109 221H110V220H109ZM113 221H114V219H113ZM139 221L137 220V221H135V222H133V223H134V224H135L136 222L139 223ZM22 222H23V221H22ZM25 222H27V221H25ZM29 222H30V220H29ZM88 222H89V221H88ZM120 222H121V221H120ZM130 222H131V221H130ZM148 222H149V220H148ZM157 222H158V220H157ZM161 222H163V221H161ZM92 223H93V222H92ZM109 223L112 224V222H109ZM109 223H107V225H108ZM113 223H116V221H114ZM124 223H125V222H124ZM131 223H132V222H131ZM131 223H130V224H131ZM133 223H132V224H133ZM140 223H141V222H140ZM144 223H145V221H144ZM150 223H152V222H150ZM150 223H149V225H150ZM164 223H165V222H164ZM166 223H167V222H166ZM23 224H24V223H23ZM30 224H31V223H30ZM134 224H133V225H134ZM146 224H147V222H146ZM1 225H2V224H1ZM56 225H57V224H56ZM124 225H125V224H124ZM141 225L143 226L144 224L141 223ZM147 225H148V224H147ZM153 225H156V224H153ZM60 226H61V224H60ZM134 226H136V225H134ZM32 227H33V226H32ZM62 227H64V226H62ZM106 227H107V226H106ZM138 227L140 228L139 225H138ZM154 227H155V226H154ZM185 227H186V226H185ZM0 228H2V226H1ZM33 228H34V227H33ZM33 228H32V229H33ZM141 229H142V228H141ZM7 230H8V229H7ZM166 232H167V231H166ZM4 233H5V232H4ZM9 233H10V231H9ZM9 233H8V234H9ZM34 233H35V232H34ZM167 233H168V232H167ZM236 233H238V232H236ZM0 234H1V233H0ZM11 234H13V232H12ZM1 235H2V234H1ZM4 235H6V233H5ZM74 235H75V234H74ZM110 235H111V234H110ZM164 235H165V234H164ZM189 235H190V234H189ZM6 236L8 237V235H6ZM6 236H5V238H6ZM9 236H10V235H9ZM33 236H34V235H33ZM66 236H67V235H66ZM165 236H166V235H165ZM218 236H219V235H218ZM1 237H2V236H1ZM69 237H70V236H69ZM71 237H72V236H71ZM81 237H82V235H81ZM88 237H89V236H88ZM88 237H87V240H88ZM100 237H101V236H100ZM160 237L162 238V236H159V239H160ZM192 237H193V236H192ZM8 238H9V237H8ZM34 238H35V237H34ZM37 238H39V236H38ZM65 238H66V237H65ZM85 238H86V237H85ZM90 238H91V237H90ZM92 238H93V237H92ZM104 238H105V237H104ZM126 238H127V237H126ZM163 238H164V236H163ZM163 238L161 239L162 241H163V240H165V241L167 240L166 237H165L166 239H165V238L163 239ZM171 238L174 239V237H171ZM242 238H244V237H242ZM32 239H33V238H32ZM68 239H69V238H68ZM74 239H75V238H74ZM93 239H94V238H93ZM159 239H158V240H159ZM194 239H195V238H194ZM34 240H35V239H34ZM66 240H67V239H66ZM91 240H92V239H90V241H91ZM98 240H99V239H98ZM100 240H101V239H100ZM104 240H105V239H104ZM114 240H115V239H114ZM114 240H113V241H114ZM155 240H157V239H155ZM158 240H157V241H158ZM161 240H160V241H161ZM171 240H172V239H171ZM174 240H175V239H174ZM174 240H173V241H174ZM9 241H10V240H9ZM43 241H44V240H43ZM69 241H70V240H67V242H69ZM75 241H76V240H75ZM101 241H102V240H101ZM101 241H99V242L97 241L98 244H100ZM105 241H107V240H105ZM157 241H156V242H157ZM169 241H170V239L167 240V242H169ZM179 241H180V240H179ZM244 241H245V240H244ZM2 242H3V240H2ZM6 242H7V241H6ZM71 242H72V241H71ZM92 242H93V244L97 243V242H96V239H95V242H94V241H92ZM108 242H110V241H107L106 243H108ZM116 242H117V241H116ZM116 242L114 241L113 243H116ZM119 242H120V241H119ZM123 242H125V241H122V244H123ZM142 242H144V241H142ZM154 242H155V241H154ZM158 242H159V241H158ZM171 242H172V241H170V244H171ZM174 242H175V241H174ZM204 242H205V241H204ZM0 243H1V241H0ZM7 243H9V242H7ZM106 243H105V244H106ZM134 243H135V241H134ZM140 243H141V242H140ZM165 243H166V242H165ZM165 243H164V244H165ZM175 243H176V244H179V243H177V242H175ZM175 243L172 242V244H175ZM3 244H4V243H2V245H3ZM93 244L90 245V246H92V248H93V250H92V251H93V254L91 255V257H92L93 255H95V256H98L99 258H100V257L104 258V256H106V255L103 256V253L106 252V250H105V249H106V245L104 244V242H103V244H104V247H105V248L102 247V246H100V247H102V248H100V249H101V250L104 249L105 252L101 251V250L99 249V247H98L97 244H96L95 247H93ZM118 244H119V243H118ZM130 244H132V243H130ZM153 244H155V243H153ZM167 244H168V243H167ZM172 244H171V245H172ZM176 244H175V245H176ZM2 245L0 244V248H1ZM32 245H33V243H32ZM87 245H88V244H87ZM100 245H101V244H100ZM128 245H129V244H128ZM132 245H133V244H132ZM134 245H135L136 248H137V247H138V248L141 247V246H137V245H138L137 243L134 244ZM134 245H133V247H134ZM141 245L143 246L142 243H141ZM145 245H146V244H145ZM145 245H144V246H145ZM29 246H30V244H29ZM72 246L74 247V244H73ZM117 246H118V245H117ZM146 246H147V245H146ZM146 246H145V247H146ZM152 246H153V245H152ZM155 246H156V245H155ZM160 246L162 247L163 245L160 244ZM160 246H159V247H160ZM164 246H165V245H164ZM3 247H4V245H3ZM3 247H2V248H3ZM30 247H31V246H30ZM48 247H49V246H48ZM97 247H98V248H97ZM111 247H112V246H111ZM177 247H178V245H177ZM177 247H176V248H177ZM26 248L28 249V246H27ZM128 248H129V247H128ZM143 248H144V247H143ZM148 248H149V246H148ZM155 248H156V247H155ZM155 248H153V249H154L153 251L156 252ZM163 248L166 250L165 247H162L161 250H164ZM172 248H173V247H172ZM13 249H14V248H13ZM13 249H11V251H12ZM34 249H35V248H34ZM52 249H53V248H52ZM74 249H75V248H74ZM115 249L117 250V248H115ZM119 249H120V248H119ZM119 249H118L117 251H122V250H119ZM150 249H151V247H150ZM157 249H159V248L157 247ZM173 249H174V248H173ZM179 249H180V248H179ZM29 250H31V249H28V250H27V253H28ZM40 250H41V249H40ZM135 250H136V249H135ZM135 250H134V251H135ZM137 250H138V249H137ZM177 250H178V249H177ZM184 250H185V249H184ZM0 251H1V250H0ZM2 251H4V250H2ZM8 251H9V249H8ZM11 251H10V252H11ZM124 251H125V250H124ZM124 251H123V252H124ZM131 251H132V250H131ZM140 251H141V249H140ZM180 251H181V250H180ZM13 252H14V253H13ZM31 252H33V251H31ZM75 252H76V251H75ZM107 252H108V250H107ZM107 252H106L105 254H107ZM109 252H110V250H109ZM109 252H108V253H109ZM141 252H142V251H141ZM151 252H152V251H151ZM155 252H154V253H155ZM165 252H166V251H165ZM174 252H175V251H174ZM5 253H6V252H5ZM5 253H4V254H5ZM8 253H9V252H8ZM54 253H55V251H54ZM110 253H111V252H110ZM119 253H120V252H119ZM149 253H150V252L147 253L148 256H150V255L152 254V253H151V254L149 255ZM166 253H167V252H166ZM168 253H169V252H168ZM168 253H167V254H168ZM0 254H1V253H0ZM9 254H14V255H15V250L12 251V252L9 253ZM9 254H8V255H9ZM24 254H25V253H24ZM29 254H30V252H29ZM32 254H33V253H32ZM111 254H112V253H111ZM121 254H122V253H121ZM155 254H157V253H155ZM1 255H2V254H1ZM6 255H7V254H6ZM82 255H83V254H82ZM101 255H102V256H101ZM130 255H131V254H130ZM132 255H133V254H132ZM158 255H159V253H158ZM158 255H156V256H158ZM163 255H164V254H163ZM21 256H22V255H21ZM56 256H57V255H56ZM107 256H108V254H107ZM109 256H110V254H109ZM114 256H115V255H114ZM123 256H124V259H125V254H124ZM123 256H122V257H123ZM126 256H128V255H126ZM139 256H140V255H139ZM141 256H143V255L141 254ZM148 256H147V257H148ZM153 256H154V255L152 254V257H153ZM1 257H2V256H1ZM10 257H11V255H10ZM13 257H14V256H13ZM19 257H20V256H19ZM51 257H52V256H51ZM78 257H79V256H78ZM86 257H87V256H86ZM116 257H117V256H116ZM116 257H115V258H116ZM147 257H146V258H147ZM3 258H4V257H3ZM23 258H24V257H23ZM23 258H22V259H23ZM30 258H31V257H30ZM88 258H89V257H88ZM99 258H96V257H95L94 260H93V262H95V260H96V259L98 260ZM115 258H114L113 260H115ZM130 258H131V257H130ZM0 259H1V258H0ZM6 259H7V258H6ZM49 259H50V258H49ZM92 259H93V258H92ZM100 259H101V258H100ZM100 259H99V261H100ZM104 259H106V258H104ZM104 259H103V260H104ZM118 259H119V258H118ZM120 259H121V260H124V259H122V258H120ZM120 259H119V260H120ZM175 259H176V258H175ZM13 260H14V258H13ZM16 260H17V257H16ZM24 260H26V259H24ZM35 260H36V259H35ZM52 260H53V259H52ZM59 260H60V259H59ZM80 260H81V259H80ZM88 260H90V258H89ZM103 260H101V261H103ZM108 260H109V259H108ZM137 260H138V259H137ZM147 260H148V259H147ZM156 260L158 261V263H159L160 261H163V260H160V261H159V259H157V258H156ZM164 260H165V259H164ZM3 261H5V259H4ZM11 261H12V260H11ZM22 261H23V260H22ZM131 261H132V260H131ZM141 261H142V260H141ZM148 261H149V260H148ZM176 261H177V260H176ZM0 262H1V261H0ZM20 262H21V260H20ZM23 262H24V261H23ZM32 262H34V261H32ZM35 262H36V261H35ZM83 262H84V261H83ZM97 262H98V261H97ZM105 262H106V261H105ZM132 262H133V261H132ZM154 262H155V261H154ZM164 262H166V261H164ZM6 263H9V261L6 262ZM16 263H17V262H16ZM18 263H19V262H18ZM36 263H37V262H36ZM141 263H142V262H141ZM141 263H140V264H141ZM146 263H147V262H146ZM151 263H152V262H151ZM151 263H150V264H151ZM160 263H161V262H160ZM162 263H163V262H162ZM162 263H161V264H162ZM166 263H167V262H166ZM177 263H178V262H177ZM179 263H180V262H179ZM4 264H5V263H4ZM20 264H21V263H20ZM101 264H102V262H101ZM114 264H115V263H114ZM135 264H136V262H135ZM164 264H165V263H164ZM168 264H169V263H168ZM170 264H171V263H170Z\"/></svg>",
  "mask_w": 264,
  "mask_h": 264
},
{
  "label": "crops",
  "instance_id": "obj_3",
  "mask_svg": "<svg viewBox=\"0 0 264 264\" xmlns=\"http://www.w3.org/2000/svg\"><path fill=\"white\" fill-rule=\"evenodd\" d=\"M202 1H209V0H202ZM212 1V2H211ZM210 2L212 3V5L215 7V10L213 12V16L211 18H208V23H210V20H216L218 21L219 19V10L221 8V6L224 4V0H210ZM214 22H212V26L209 28H213L214 27Z\"/></svg>",
  "mask_w": 264,
  "mask_h": 264
}]
</instances>
